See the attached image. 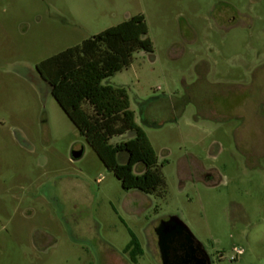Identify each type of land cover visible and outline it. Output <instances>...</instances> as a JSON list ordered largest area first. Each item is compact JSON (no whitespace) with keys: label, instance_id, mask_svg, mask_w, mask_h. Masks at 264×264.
Segmentation results:
<instances>
[{"label":"rangeland","instance_id":"rangeland-1","mask_svg":"<svg viewBox=\"0 0 264 264\" xmlns=\"http://www.w3.org/2000/svg\"><path fill=\"white\" fill-rule=\"evenodd\" d=\"M136 15L153 52L102 84L155 152L151 195L122 189L35 68ZM169 220L208 264H264V0H0V264H131V234L136 264H161Z\"/></svg>","mask_w":264,"mask_h":264},{"label":"trees","instance_id":"trees-1","mask_svg":"<svg viewBox=\"0 0 264 264\" xmlns=\"http://www.w3.org/2000/svg\"><path fill=\"white\" fill-rule=\"evenodd\" d=\"M138 51L153 52L142 15L67 48L35 68L61 110L122 189L151 195L164 184L155 152L144 131L135 123L126 90L102 84L128 68L133 54ZM125 133L133 136L117 144L110 143L113 137ZM123 152L127 155L126 162L119 164L117 156ZM136 165L143 168L138 175L133 173ZM125 252L131 264H136L137 258L143 255L133 234Z\"/></svg>","mask_w":264,"mask_h":264},{"label":"flooded vegetation","instance_id":"flooded-vegetation-1","mask_svg":"<svg viewBox=\"0 0 264 264\" xmlns=\"http://www.w3.org/2000/svg\"><path fill=\"white\" fill-rule=\"evenodd\" d=\"M168 260L170 264H202L205 261L208 262L202 249L197 247L195 241L190 242L187 240L185 233L176 234L170 240L168 244Z\"/></svg>","mask_w":264,"mask_h":264},{"label":"water","instance_id":"water-1","mask_svg":"<svg viewBox=\"0 0 264 264\" xmlns=\"http://www.w3.org/2000/svg\"><path fill=\"white\" fill-rule=\"evenodd\" d=\"M82 155V151H76L72 153V156L77 159ZM157 236V245L160 253L161 264H170L168 260V244L174 235H180L185 233L186 239L190 242H194L192 235L188 232L183 224L177 220L163 221L159 224L155 230ZM197 247L199 245L197 244ZM202 264H208L203 262Z\"/></svg>","mask_w":264,"mask_h":264}]
</instances>
